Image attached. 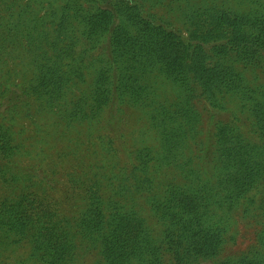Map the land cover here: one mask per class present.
I'll list each match as a JSON object with an SVG mask.
<instances>
[{
  "label": "rangeland",
  "instance_id": "1",
  "mask_svg": "<svg viewBox=\"0 0 264 264\" xmlns=\"http://www.w3.org/2000/svg\"><path fill=\"white\" fill-rule=\"evenodd\" d=\"M94 1L0 0L3 15L24 14L0 24V264H146L154 254L162 264H264V21L250 26L264 0ZM214 10L242 17L243 40L215 33L199 60L239 74L236 92L206 90L189 68L187 79L158 71L125 53L151 48L144 40L114 29L138 17L194 39ZM13 85L25 100L9 103L2 92ZM228 134L241 149L227 147ZM96 199L102 218L90 214ZM195 209L213 255L185 241ZM40 233L55 235L67 261Z\"/></svg>",
  "mask_w": 264,
  "mask_h": 264
},
{
  "label": "trees",
  "instance_id": "2",
  "mask_svg": "<svg viewBox=\"0 0 264 264\" xmlns=\"http://www.w3.org/2000/svg\"><path fill=\"white\" fill-rule=\"evenodd\" d=\"M95 3L99 4V1H94ZM8 4L2 3L0 7L6 8ZM10 6V5H9ZM10 7H14L10 6ZM13 9V8H12ZM95 11L98 13L103 14L104 13V7L101 5L96 6L94 5ZM97 9V10H96ZM111 12V11H109ZM132 12H134V9H132ZM3 12L0 11V24L1 27L6 29L7 23L11 20L18 21V19L24 18V14L18 12L13 13V10H11V13H7L5 15L2 14ZM213 17L209 18H201L197 25H194L195 31L198 37L192 39L184 37L182 35L176 34L171 30L170 28H162L161 26L158 28H155L152 23L149 20H145L138 17H133L131 20L126 22L118 21L114 19L109 18V20L105 23L103 20L101 21V18L94 17V19L91 20V28L90 30L95 31V29H101L103 28V25H107L108 27L113 26V24L116 22V27L114 29H118V34L122 36L123 38L127 37V41H129L131 44L134 43L138 39H142L145 41L146 45H149L151 48H127L125 53H132V56L135 59H145L148 60L150 65L152 67L158 68V71H166L172 78L174 77H182V79H187V68L191 69L193 71V74L200 78L203 81V86H205L206 90L213 91L216 88L224 90L225 92L232 91L236 92L240 90L241 87V81L240 76L232 69H227L225 67H214V68H206L205 62L202 60H199L200 57L203 55H207L209 52V49L206 48L211 44V41L213 40L214 34L216 33L217 36L223 37L225 34H232V37H234L237 41V45H240L241 41L243 40L242 36V29L244 26H242L244 23L241 16L229 14L223 10H214ZM17 14V15H16ZM3 15V16H2ZM54 18V16H52ZM253 20L251 22V27L254 28H260L262 29L263 25L262 22L264 21V12L259 15H254L250 18V20ZM55 19V18H54ZM42 19L36 18L32 21L34 23V27L32 30H29L31 32L36 33L35 30H37L38 22H41ZM247 23V22H246ZM23 25V23H22ZM59 26H63V23H61ZM26 27V26H25ZM134 27V28H133ZM26 30H28L26 28ZM264 30V29H263ZM129 31H134L136 33V37L132 38V35L129 36ZM201 32V33H200ZM42 34V33H40ZM8 36H6L5 33H2L0 36V43H3L4 41H8ZM14 41V40H12ZM11 42V41H10ZM4 45V44H3ZM2 45V46H3ZM262 45H264V36L262 40ZM225 46H227L225 44ZM236 45L233 46L232 50L236 51L235 48ZM212 49V48H211ZM223 48H213L212 51H214L216 54H221ZM191 60V64L188 65L186 61ZM41 79V78H39ZM205 82V83H204ZM38 85H41V81L38 82ZM18 86L13 85L11 89L5 90V92H2L5 94L6 92H12V96H6V99H10L9 103L17 102V100H25L26 94H23V90L21 86V93H18ZM217 101V100H216ZM264 117V116H263ZM6 134H3L2 128L0 127V141L6 140L5 138ZM238 136V135H237ZM235 136L234 134H228L226 143H228L227 147L235 146V148L241 149L239 145H242V138L240 136ZM250 172L248 168H244L242 170V174L245 175L246 173ZM174 191V190H173ZM172 191V192H173ZM96 205L94 204V209L90 212L92 214L91 217H104L102 214L101 209L98 210V206L100 207V201L98 199L95 200ZM174 208H184L182 206V201L174 202ZM179 208V209H181ZM197 209L193 210V212L190 214L193 219L195 220L194 223L189 225L188 228V236L185 237V241L188 243L190 242V245H194L196 247V251L193 255L200 256L202 254L206 255H213L215 254L216 250L218 249L217 240L211 236L210 233H208L204 226H199L197 223ZM94 212V213H93ZM125 220H129V218H123ZM89 220V219H88ZM39 221H45V220H39ZM49 221L53 223L52 218H49ZM89 222V221H87ZM36 225V224H35ZM40 228H43L46 231H49L48 229H52L53 226H45L44 223H40L37 225ZM128 230L124 233L127 234L128 240H132V223L129 221V224H127ZM39 237L47 238L51 242L54 241L55 243L52 245L51 248L47 249L50 250V253H57L54 258L60 259L61 262L67 261V259H64L63 256H59V252L61 250L60 246L55 247L57 244V239L55 238V235H52L51 233H46V235L39 234ZM62 237V236H61ZM182 239V237H181ZM153 252H155L153 250ZM182 258L187 257L190 255V252H183L182 254H179ZM64 259V260H63ZM54 261V260H52ZM187 262V260H186ZM146 264H162V260L155 257V254L153 255V258L151 261H149Z\"/></svg>",
  "mask_w": 264,
  "mask_h": 264
}]
</instances>
